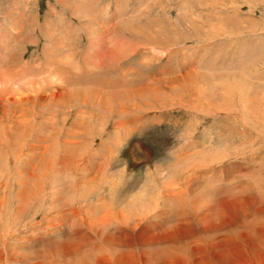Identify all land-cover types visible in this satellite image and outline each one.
I'll return each mask as SVG.
<instances>
[{"label":"rangeland","instance_id":"1","mask_svg":"<svg viewBox=\"0 0 264 264\" xmlns=\"http://www.w3.org/2000/svg\"><path fill=\"white\" fill-rule=\"evenodd\" d=\"M0 264H264V0H0Z\"/></svg>","mask_w":264,"mask_h":264},{"label":"bare ground","instance_id":"2","mask_svg":"<svg viewBox=\"0 0 264 264\" xmlns=\"http://www.w3.org/2000/svg\"><path fill=\"white\" fill-rule=\"evenodd\" d=\"M246 92V91H245ZM245 106H246V104H245Z\"/></svg>","mask_w":264,"mask_h":264}]
</instances>
